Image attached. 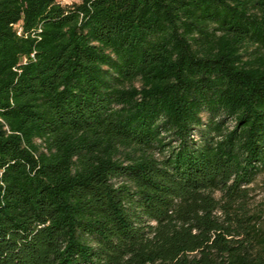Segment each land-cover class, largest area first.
I'll return each instance as SVG.
<instances>
[{
	"label": "trees",
	"instance_id": "1",
	"mask_svg": "<svg viewBox=\"0 0 264 264\" xmlns=\"http://www.w3.org/2000/svg\"><path fill=\"white\" fill-rule=\"evenodd\" d=\"M264 0H0V264H264Z\"/></svg>",
	"mask_w": 264,
	"mask_h": 264
},
{
	"label": "rangeland",
	"instance_id": "2",
	"mask_svg": "<svg viewBox=\"0 0 264 264\" xmlns=\"http://www.w3.org/2000/svg\"><path fill=\"white\" fill-rule=\"evenodd\" d=\"M72 3H81L82 0H65ZM250 209L254 213H258L260 218L259 226L264 228V167L256 175L251 186V202Z\"/></svg>",
	"mask_w": 264,
	"mask_h": 264
}]
</instances>
